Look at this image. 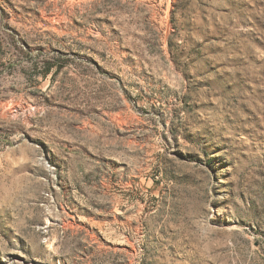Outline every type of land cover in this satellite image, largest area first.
<instances>
[{
  "label": "rangeland",
  "instance_id": "1",
  "mask_svg": "<svg viewBox=\"0 0 264 264\" xmlns=\"http://www.w3.org/2000/svg\"><path fill=\"white\" fill-rule=\"evenodd\" d=\"M0 264H264V0H0Z\"/></svg>",
  "mask_w": 264,
  "mask_h": 264
}]
</instances>
